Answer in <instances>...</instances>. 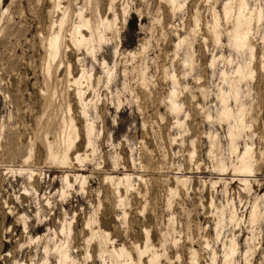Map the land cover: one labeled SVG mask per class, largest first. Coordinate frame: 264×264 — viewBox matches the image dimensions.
<instances>
[{"label": "rangeland", "instance_id": "374dc122", "mask_svg": "<svg viewBox=\"0 0 264 264\" xmlns=\"http://www.w3.org/2000/svg\"><path fill=\"white\" fill-rule=\"evenodd\" d=\"M64 249L264 264V0H0V264Z\"/></svg>", "mask_w": 264, "mask_h": 264}, {"label": "bare ground", "instance_id": "6f19581e", "mask_svg": "<svg viewBox=\"0 0 264 264\" xmlns=\"http://www.w3.org/2000/svg\"><path fill=\"white\" fill-rule=\"evenodd\" d=\"M242 10V9H241ZM240 10V11H241ZM241 14H242V11H241V13H240V17H241ZM239 17V18H240ZM240 24H241V19H239V22H238V25L236 26V28H235V31H234V38H235V43L236 44H239V45H245L247 42V39H245V31L243 32V33H239V26H240ZM245 30H247V28H245ZM84 39V38H83ZM54 48V47H53ZM54 49H56V48H54ZM54 51V50H53ZM241 70H239V72H240ZM251 73H252V71H251ZM50 145V144H49ZM53 145V144H52ZM53 150L51 151V153L53 154ZM248 150L243 154V156H242V159H243V161H242V165H241V167L244 169V170H247V169H251L252 168V165H251V163H249L248 161H247V159H246V157L248 156ZM51 156H53V155H51ZM128 180V179H127ZM61 248V247H60ZM60 257H61V262L63 263V264H66L67 263V260L69 259V253H68V251L67 250H61L60 251Z\"/></svg>", "mask_w": 264, "mask_h": 264}]
</instances>
